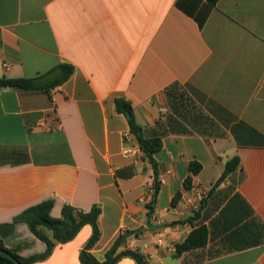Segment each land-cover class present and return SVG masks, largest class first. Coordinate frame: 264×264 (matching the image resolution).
Segmentation results:
<instances>
[{"label":"crops","instance_id":"crops-1","mask_svg":"<svg viewBox=\"0 0 264 264\" xmlns=\"http://www.w3.org/2000/svg\"><path fill=\"white\" fill-rule=\"evenodd\" d=\"M63 63L74 73L49 91L0 87L4 246L42 254L14 218L53 199L54 218L65 205L100 207V260L129 232L126 247L147 264H264V0H0V78ZM117 99L163 142L153 210L154 169ZM235 156L238 172L217 184ZM202 225L207 244L179 255ZM91 234L85 225L35 264H82Z\"/></svg>","mask_w":264,"mask_h":264},{"label":"trees","instance_id":"trees-1","mask_svg":"<svg viewBox=\"0 0 264 264\" xmlns=\"http://www.w3.org/2000/svg\"><path fill=\"white\" fill-rule=\"evenodd\" d=\"M214 1V0H212ZM74 73V67L70 64L63 63L52 69L47 74L36 78H0V87H10L22 90H46L61 85L66 82ZM115 108L118 113L128 117L130 133L134 136L141 151L147 157L154 169V197L148 204L150 210H153V202L159 190L158 178V164L155 161L154 155L163 147V142L160 137H146L142 126H140L135 118L134 108L132 104L125 99H117L115 101ZM240 168V159L235 156L227 161L225 169L218 180L217 184L224 181L231 175L238 172ZM190 169L193 174H197L201 170V165L197 162L190 164ZM192 178L189 177L185 181V188L189 189ZM177 197L172 201L176 204ZM55 201L53 199L44 200L38 204L28 207L21 214L14 218V222H26L31 232L46 245V250L42 254H36L30 257H22L15 251L7 249L2 240H0V249H4L11 253L21 264H35L37 262L48 259L53 253L54 249L59 244L67 243L73 240L79 231L85 226L90 225L92 234L85 244L83 250L80 252V261L82 264H117L119 260L124 257H130L135 260L136 264H147L145 257L137 250L126 247V239L129 232L120 234L108 250L104 257L100 260L92 249L98 243L101 237V230L99 227V217L101 209L98 205L92 206L88 211H81L72 206L65 205L62 209L61 218H54L51 215ZM188 218L185 223L193 222L197 217ZM183 222V223H184ZM13 225H5L3 227L11 228ZM2 227V226H1ZM208 242V232L205 226L196 227L188 237L180 244L176 245V251L180 255L194 249L204 247ZM0 264H14L9 258L0 254Z\"/></svg>","mask_w":264,"mask_h":264},{"label":"water","instance_id":"water-1","mask_svg":"<svg viewBox=\"0 0 264 264\" xmlns=\"http://www.w3.org/2000/svg\"><path fill=\"white\" fill-rule=\"evenodd\" d=\"M0 254L9 258L14 264H21L11 253L4 249H0Z\"/></svg>","mask_w":264,"mask_h":264},{"label":"built area","instance_id":"built-area-1","mask_svg":"<svg viewBox=\"0 0 264 264\" xmlns=\"http://www.w3.org/2000/svg\"><path fill=\"white\" fill-rule=\"evenodd\" d=\"M8 67H9V66H8V65H6V68H8ZM189 202H190V203H192V204H194V201H193V200H191V199L189 200Z\"/></svg>","mask_w":264,"mask_h":264}]
</instances>
